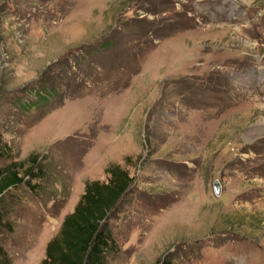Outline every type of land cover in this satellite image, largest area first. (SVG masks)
<instances>
[{
    "label": "rangeland",
    "instance_id": "1",
    "mask_svg": "<svg viewBox=\"0 0 264 264\" xmlns=\"http://www.w3.org/2000/svg\"><path fill=\"white\" fill-rule=\"evenodd\" d=\"M0 131L42 167L10 264L111 164L133 182L110 264H264V0H0Z\"/></svg>",
    "mask_w": 264,
    "mask_h": 264
},
{
    "label": "trees",
    "instance_id": "2",
    "mask_svg": "<svg viewBox=\"0 0 264 264\" xmlns=\"http://www.w3.org/2000/svg\"><path fill=\"white\" fill-rule=\"evenodd\" d=\"M33 97L42 98L36 93ZM12 154L11 145L0 131V162H5L0 165V264L11 263L1 240L3 231H12L8 218L19 205L16 190H35L32 182L41 179L42 174L40 156L30 155L26 164L24 160H12ZM106 173L107 182H86L74 211L64 217L58 233L48 242L41 264H110L108 259L116 242L109 230V218L129 192L133 178L118 164L109 165ZM158 264L174 263L167 259Z\"/></svg>",
    "mask_w": 264,
    "mask_h": 264
},
{
    "label": "water",
    "instance_id": "3",
    "mask_svg": "<svg viewBox=\"0 0 264 264\" xmlns=\"http://www.w3.org/2000/svg\"><path fill=\"white\" fill-rule=\"evenodd\" d=\"M215 190H216V193H219L220 192V190H219V184L218 183L216 184Z\"/></svg>",
    "mask_w": 264,
    "mask_h": 264
},
{
    "label": "crops",
    "instance_id": "4",
    "mask_svg": "<svg viewBox=\"0 0 264 264\" xmlns=\"http://www.w3.org/2000/svg\"><path fill=\"white\" fill-rule=\"evenodd\" d=\"M73 211H74V210H73ZM73 211H72V212H73ZM72 212H71V213H72ZM69 214H70V213H69ZM63 219H64V218H63ZM63 219H62V221H63ZM61 223H62V222H61ZM60 226H61V224H60Z\"/></svg>",
    "mask_w": 264,
    "mask_h": 264
}]
</instances>
